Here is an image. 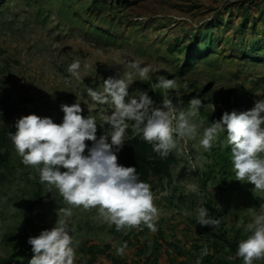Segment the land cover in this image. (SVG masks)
Instances as JSON below:
<instances>
[{"label": "rangeland", "instance_id": "374dc122", "mask_svg": "<svg viewBox=\"0 0 264 264\" xmlns=\"http://www.w3.org/2000/svg\"><path fill=\"white\" fill-rule=\"evenodd\" d=\"M95 28L108 30L109 37ZM187 46L201 51V58L194 59L189 67H185ZM74 61L80 63V79L68 71ZM137 61L141 67H149L150 72L143 79L134 76L130 96H138L147 80L158 81L167 72L174 77L177 87L167 91L158 88L157 94L162 92L163 97L172 98L174 104L185 110L193 98L194 87L207 88L206 109L212 119L199 114L195 117L202 134L205 127L227 111L223 97L240 95L246 87L252 89L256 100L264 99V0H124L116 3L111 0H0V108L14 101L21 105L14 110V115L2 109L1 121L9 118L11 123H16L29 114L61 117L64 116L62 104L79 102L83 116L96 117L99 138L110 128L103 123V114L113 109L95 105L88 96V88L102 91L105 79L119 78L125 71H131L126 64ZM209 81L213 82L209 84ZM185 83L186 91L183 90ZM88 107L93 111L88 112ZM200 138L198 135L195 140L181 141V150L174 151L177 159L172 176L161 181L154 179L151 186L161 213L157 227L163 225L167 236L174 233L187 247H191V240H205L207 235L206 228L194 220L197 209L205 201L200 177L212 161L207 154L210 151L200 146ZM226 142L224 132L215 145L222 149ZM13 154V161H20L15 148ZM13 172L17 173L15 169ZM243 184L248 191V203L238 204L235 219L228 215L225 228L243 219L247 225L256 215L264 213V192L253 193L254 185ZM25 188L26 181L21 177L12 183V189L26 191L18 200L8 187L0 189L1 196L12 198L7 208L1 203L2 209L16 217L18 224L29 217L51 229L58 219L57 211L70 207L56 189L45 185L44 203L34 206L33 213L22 215L31 194V188ZM208 192L211 198L218 199L220 192L215 179H211ZM256 194V200L251 201ZM233 201L235 196L232 204ZM72 211V217L66 219L69 227L75 228L71 234L79 243L88 239L101 243L114 240L111 226L99 220L95 209L73 208ZM0 224L8 230L11 222L9 218H1ZM176 224L177 229H173ZM76 226H81V230ZM154 235L150 231L147 234L152 239ZM119 245L115 240V253ZM6 251V247L0 246L2 256L7 255ZM124 256L131 260L133 249L125 250ZM106 262L98 260V264Z\"/></svg>", "mask_w": 264, "mask_h": 264}, {"label": "clouds", "instance_id": "9594fccd", "mask_svg": "<svg viewBox=\"0 0 264 264\" xmlns=\"http://www.w3.org/2000/svg\"><path fill=\"white\" fill-rule=\"evenodd\" d=\"M126 68L131 71H125L119 78L105 79L102 91L88 88V96L95 105L113 109L103 114V123L110 128L99 138L96 135V117L83 116L79 102L61 105L64 116L59 124L36 114L22 116L12 123L16 131L10 132L9 137L21 157V163L34 169L39 183L44 188L47 185L49 189H56L63 202L70 206L57 211L58 219L51 229L29 237L27 243L33 252L29 264H75L79 241L71 234L75 228H70L66 219L72 217L73 208L85 211L95 209L99 220L109 226L114 225L116 231L126 233L133 229L143 230L144 227L152 233L158 231L157 222L161 213L151 185L140 179L136 167H126L118 162L117 153L125 144L129 127L152 145V150L162 159L174 151L179 152L181 141L195 140L198 135L201 137L200 146L210 151L219 135L226 132L235 180L254 185L253 193L264 192V99L256 100L252 89L246 87L240 95L228 96L248 104L251 99L252 108L244 112H228L226 107L222 117L205 127L201 134V125L195 117L199 114L202 118L212 119V115L210 117L207 112L206 116H202L199 113L204 104L193 93L200 89L206 102L207 88L194 87L193 98L185 110L174 104L172 98L163 97L162 92L157 94L158 88L167 91L177 87L171 74L167 72L158 81L152 78L144 83L152 88L153 98L142 89L138 96H130L129 87L135 81L134 76L146 78L150 68L141 67L139 61L126 64ZM79 69V61H74L68 71L80 79ZM212 82L209 81V84ZM183 87L186 91L187 83ZM228 97H223L225 106ZM214 101H217L215 97ZM247 106H240L239 109L242 111ZM92 111L93 108L88 107V112ZM129 121L133 123L130 125ZM86 141L92 142L90 148ZM216 205L219 211L220 206ZM196 220L199 225L212 226L213 229H218L221 223L203 206L197 209ZM0 229L5 230L1 224ZM244 231L249 234L239 242L236 256L243 260V264L264 260V213L256 215ZM127 247V242L116 246V254L124 256ZM208 254L209 249L205 245L201 258ZM201 258L196 264H201Z\"/></svg>", "mask_w": 264, "mask_h": 264}, {"label": "trees", "instance_id": "16d2710c", "mask_svg": "<svg viewBox=\"0 0 264 264\" xmlns=\"http://www.w3.org/2000/svg\"><path fill=\"white\" fill-rule=\"evenodd\" d=\"M119 1L121 2L124 0H111V2L114 3ZM246 9L247 7L243 8V10ZM95 29L101 32L102 35L109 37L108 30L100 28ZM184 50L181 52H184ZM185 52V67H189L194 59L196 61L201 58V51L196 49V47H188V50ZM146 85L147 83L142 85L141 91H148V94L153 98L154 94L152 88ZM193 96L202 100L204 107L199 109V113L202 116H206L207 111L204 92L200 89H196ZM27 101L28 100H24V102ZM225 102L228 112L233 110L244 112L252 108L250 105L252 103L251 99L249 100V104L246 101L241 103L240 99H232L230 97H228ZM18 106H21L18 102H10L8 105L2 106L0 112L3 109L6 111V114H11V112H13L14 115V110ZM240 106H247V108L241 111L239 109ZM209 116L211 117V115ZM43 117H49L57 124L63 121V116L54 117L52 114L46 113ZM132 123L133 122L129 121L130 125ZM15 131L16 128L14 126L12 127L9 118L3 119L2 121L0 120V189L4 186L8 187L12 195L16 196L14 198L18 200V196L25 195L26 191H24V189H12V183L20 177L26 181L25 189L27 190L28 188L30 190L31 188V194H29V199H26L28 203L27 208L23 209L22 215H25V213H33L34 206L44 203L45 188L44 185L39 183L38 175L34 169L23 165L21 159L18 162L13 161L14 151L9 133H15ZM127 132L128 135L125 137V144L117 153L118 162L126 167H136L140 179L149 183L151 186L154 179L161 181L165 177H171L172 166L177 159L174 153L172 152L167 158L162 159L152 150V145L143 141L139 135L133 132L131 127H129ZM86 143L89 148L92 146L91 141H86ZM216 148L217 145H214L210 153L207 152L212 161L209 167L202 171V177L200 178L203 180L201 189L205 193L204 199H206L202 206L208 208L210 215L220 219L221 223L220 227L216 230L204 226L207 233L204 238L205 240L193 239L190 241L191 247H187L184 240L182 239V241H180L174 233L167 236L166 231L162 227L163 225H159L160 223L158 224V231L155 232L153 239L147 236L149 230L146 227H144L143 230L133 229L125 233L124 231H116L115 226L112 225L110 231L114 236V240L101 243L88 239L87 241L80 242L75 264H80L78 263L79 261H83V264H98V260L100 259L104 262L107 261L106 264H173L175 260L177 264H196L197 259L201 258V252L205 245L209 249V254L201 258V264H243V260L236 256V252L239 242L242 239H246L249 234L244 231L247 223L246 219H243L240 223L233 221L230 228H225L224 224L227 222L228 215L235 219L238 213V204L247 202L246 196H248V191L243 183L235 180L234 173L232 172L230 146L226 142L222 149ZM85 154H87V150ZM14 169L17 172L16 174L13 172ZM33 177H35V179ZM211 179H215L218 185L220 193L217 195V200L211 198V194L208 192V185ZM19 191L21 192L18 193ZM233 196H235V201H233L232 204L231 201ZM257 197L256 194L251 198V201L256 200ZM9 199L12 198H6L0 195V219L3 218L6 220L9 218L11 222L8 230L3 231L0 229V245L8 247L6 256L0 254V264H29L33 256L31 245L27 243L29 237L39 235L42 230L48 229V227L44 224H36L35 221H32V218L29 217L18 224V219L16 217L11 216L3 210L2 204L7 208L8 205L6 204L10 203ZM216 204L220 206L219 211L217 210ZM194 220L196 221V219ZM76 227L81 230V226ZM172 228L177 229V224ZM186 230L187 229H185V231ZM115 240L120 242V245L127 242V249H133L134 257L131 260L127 259L125 256H118L115 253ZM162 253H165L163 257L161 256ZM228 257H232V259L229 260ZM255 264H264V260L257 261Z\"/></svg>", "mask_w": 264, "mask_h": 264}]
</instances>
